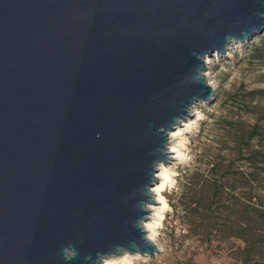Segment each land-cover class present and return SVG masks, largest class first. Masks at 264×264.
I'll return each instance as SVG.
<instances>
[{"label":"water","instance_id":"95a60500","mask_svg":"<svg viewBox=\"0 0 264 264\" xmlns=\"http://www.w3.org/2000/svg\"><path fill=\"white\" fill-rule=\"evenodd\" d=\"M263 33L264 0H0V264L155 257L167 134Z\"/></svg>","mask_w":264,"mask_h":264},{"label":"rangeland","instance_id":"374dc122","mask_svg":"<svg viewBox=\"0 0 264 264\" xmlns=\"http://www.w3.org/2000/svg\"><path fill=\"white\" fill-rule=\"evenodd\" d=\"M208 58L213 100L197 103L203 116L175 167L160 250L133 264H239L242 206L264 207V33Z\"/></svg>","mask_w":264,"mask_h":264},{"label":"bare ground","instance_id":"6f19581e","mask_svg":"<svg viewBox=\"0 0 264 264\" xmlns=\"http://www.w3.org/2000/svg\"><path fill=\"white\" fill-rule=\"evenodd\" d=\"M205 61L210 64L212 60L207 58ZM206 76H208L207 73ZM209 84L212 85L211 83ZM202 116V112L197 108V103L193 104L189 109V116L180 120L167 134V162H158L155 165V182L153 181L149 188L153 203L150 202L146 205L147 214L142 221V227L146 238L155 244L159 250V231L165 219H167L168 210L171 208L168 190L174 180L175 167L186 162V152L189 149L188 143L190 142L188 136L197 127ZM144 257H147V255L122 251L118 255H110L103 258L101 264H105V261H111L113 264H133Z\"/></svg>","mask_w":264,"mask_h":264},{"label":"trees","instance_id":"16d2710c","mask_svg":"<svg viewBox=\"0 0 264 264\" xmlns=\"http://www.w3.org/2000/svg\"><path fill=\"white\" fill-rule=\"evenodd\" d=\"M259 185L264 192V177ZM241 212L249 223L235 229V237L243 241L239 264H264V207L249 202L242 206Z\"/></svg>","mask_w":264,"mask_h":264},{"label":"clouds","instance_id":"9594fccd","mask_svg":"<svg viewBox=\"0 0 264 264\" xmlns=\"http://www.w3.org/2000/svg\"><path fill=\"white\" fill-rule=\"evenodd\" d=\"M105 264H113L111 261H105Z\"/></svg>","mask_w":264,"mask_h":264}]
</instances>
